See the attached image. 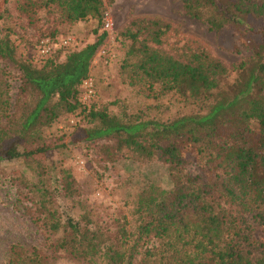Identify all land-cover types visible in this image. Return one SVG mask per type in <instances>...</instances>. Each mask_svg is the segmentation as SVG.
<instances>
[{
    "label": "trees",
    "instance_id": "obj_1",
    "mask_svg": "<svg viewBox=\"0 0 264 264\" xmlns=\"http://www.w3.org/2000/svg\"><path fill=\"white\" fill-rule=\"evenodd\" d=\"M180 1L189 16L206 21L212 30L231 27L251 56L238 65L235 78L224 83L228 68L207 54L180 60L143 45L136 65L148 80L150 94L155 86L162 92H188L207 107L167 122L117 117L106 110H91L93 98L87 103L79 99L81 83L106 32L62 62L45 55L40 67L17 59L13 45L0 36V57L15 65L23 88L37 97L14 135L0 133V162L42 152L41 130L57 117V108L73 111L80 104L88 108L93 124L82 129L76 141H112L103 145L109 161L128 149L146 158L158 154L167 165L171 188L147 183L136 195L139 225L133 242L123 230L125 236L108 245L107 238L81 227L79 220L67 216L61 221L50 214L48 228L62 231L56 246L78 261L264 264V0ZM17 8L30 24L41 9H59L62 20L70 22L89 17L100 21L104 4L102 0H23ZM254 20L263 23L256 26ZM151 25L160 26L156 20ZM160 32L153 33L156 44L161 42ZM194 164H202L204 177L188 172ZM62 178L61 188L71 193L74 180L67 171ZM246 217L261 227L263 236L253 237L255 229L246 225ZM10 252V264H43L35 252L25 255L19 246ZM137 256L140 259L135 261Z\"/></svg>",
    "mask_w": 264,
    "mask_h": 264
},
{
    "label": "rangeland",
    "instance_id": "obj_2",
    "mask_svg": "<svg viewBox=\"0 0 264 264\" xmlns=\"http://www.w3.org/2000/svg\"><path fill=\"white\" fill-rule=\"evenodd\" d=\"M22 1L0 0V36L13 45L17 59H28L37 67L44 61L45 55L38 53L42 42L49 40L52 60L62 62L67 54L106 32L90 66L96 91L91 110H106L125 119L167 122L207 108L188 92H162L155 86V93L150 94L148 80L136 65L143 45L180 60L207 54L228 68L224 83H230L238 65L251 56L231 27L212 30L206 21L189 16L180 0H102L100 21L89 17L70 22L62 20L59 9H41L32 24L17 8ZM153 20L160 26H152ZM157 29L161 30L158 44L153 41ZM63 40L68 44L62 45ZM36 101L35 94L23 88L15 65L0 57V133L14 135ZM56 111L57 117L41 130L42 152L0 162V264H10L13 246L25 255L35 252L43 264H87L56 246L62 231L48 228L51 213L61 221L67 216L79 220L81 227L107 238L108 245L125 236L123 230L134 240L139 225V214L134 211L137 193L147 183L163 189L172 186L167 165L158 154L146 158L124 149L115 161H109L103 145L112 141H76L81 130L93 124L88 108L77 104L73 111ZM187 170L204 177L202 164ZM65 171L74 180L71 193L61 188ZM246 223L255 229L253 237L263 234L252 218L246 217Z\"/></svg>",
    "mask_w": 264,
    "mask_h": 264
},
{
    "label": "built area",
    "instance_id": "obj_3",
    "mask_svg": "<svg viewBox=\"0 0 264 264\" xmlns=\"http://www.w3.org/2000/svg\"><path fill=\"white\" fill-rule=\"evenodd\" d=\"M68 42L66 40L62 41V45H67ZM51 43L49 40H46L38 46V53L40 55H48L51 50ZM80 100L84 103L89 102L95 96V81L91 75H88L81 83L80 87Z\"/></svg>",
    "mask_w": 264,
    "mask_h": 264
}]
</instances>
